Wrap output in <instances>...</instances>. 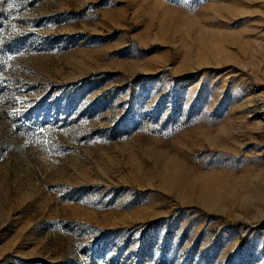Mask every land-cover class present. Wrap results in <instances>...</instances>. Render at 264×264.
I'll return each instance as SVG.
<instances>
[{
    "label": "rangeland",
    "instance_id": "374dc122",
    "mask_svg": "<svg viewBox=\"0 0 264 264\" xmlns=\"http://www.w3.org/2000/svg\"><path fill=\"white\" fill-rule=\"evenodd\" d=\"M0 264H264V0H0Z\"/></svg>",
    "mask_w": 264,
    "mask_h": 264
},
{
    "label": "snow or ice",
    "instance_id": "6c2138e0",
    "mask_svg": "<svg viewBox=\"0 0 264 264\" xmlns=\"http://www.w3.org/2000/svg\"><path fill=\"white\" fill-rule=\"evenodd\" d=\"M44 130H45V129H43V128H40V129H39L40 132H43Z\"/></svg>",
    "mask_w": 264,
    "mask_h": 264
}]
</instances>
